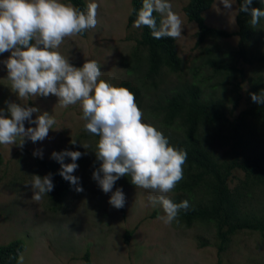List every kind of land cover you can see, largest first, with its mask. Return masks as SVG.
Wrapping results in <instances>:
<instances>
[{
  "label": "trees",
  "instance_id": "trees-1",
  "mask_svg": "<svg viewBox=\"0 0 264 264\" xmlns=\"http://www.w3.org/2000/svg\"><path fill=\"white\" fill-rule=\"evenodd\" d=\"M70 2L86 9L90 1ZM239 2L234 4L235 31L229 32L210 23L216 0H187L180 16L183 25H192L195 33L193 54L184 59L179 51L180 38L155 39L147 27L133 26L136 15L132 9L138 10L142 0H131L129 14L125 15L130 48L125 53L117 52L121 57L118 65L129 79L114 84L134 93L138 107L146 114L142 119L145 123L186 151L183 178L167 197L176 203L187 200L189 207L181 210L170 225L185 230L209 227V233L205 232L212 237H197L196 241L217 249V264L223 263L220 256L237 235L264 236V203L260 199L264 195V105L250 99V93L264 89V19L253 27L250 17L238 12ZM252 7L264 8V4L253 0ZM233 39L234 47L220 46V42ZM135 82H141V87ZM158 92L151 104L146 101L147 95ZM85 137L78 142L83 155L76 163L91 177L99 167L93 153L98 137L88 132ZM80 144L89 147L84 149ZM69 161L65 158L64 163ZM34 163L45 175L53 176L55 187L47 195L54 214L68 203L81 200L87 188L84 178L74 171L72 175L79 182L70 185L58 175L60 164L55 160L35 157ZM130 180V176L121 177L114 187L121 182L135 187ZM77 186L83 191H75ZM158 208L152 207L149 219H159L163 213ZM115 211L124 217L126 206ZM140 227L141 223L124 230L126 245ZM25 249L21 238L0 244V264H20ZM86 261L90 263L88 258Z\"/></svg>",
  "mask_w": 264,
  "mask_h": 264
},
{
  "label": "clouds",
  "instance_id": "clouds-1",
  "mask_svg": "<svg viewBox=\"0 0 264 264\" xmlns=\"http://www.w3.org/2000/svg\"><path fill=\"white\" fill-rule=\"evenodd\" d=\"M236 3L217 0L216 7L221 5L231 12ZM252 4L253 0H240L238 12L247 14L254 27L264 19V8ZM98 7L96 0H90L86 9L74 6L70 0H0V54L10 53L0 64L7 70L11 92L17 97L52 95L62 107L79 104L84 130L98 137L93 153L99 167L91 178L103 193H111V207H124L122 189L113 191V187L121 177L130 176L132 185L156 194L149 199L162 209L159 219L170 224L189 207L187 200L176 203L166 196L183 178L186 151L170 144L160 130L142 120L134 93L102 79L101 65L96 60H85L76 67L57 50L65 37L83 35L97 26ZM132 12L136 15L133 26L147 27L155 39L183 36V20L173 10L171 0H142L141 7ZM250 99L264 105V89L250 93ZM25 122L34 127L26 128ZM55 124L54 116L38 107L5 101V107L0 108V145L23 147L26 140L43 141ZM82 155L72 150L51 153L50 158L60 164L58 175L70 185H78L79 178L72 173ZM33 156L43 158V152H33ZM65 158L71 162L64 163ZM31 177L33 199L39 201L54 190L51 173ZM75 191L82 192L83 188L77 186Z\"/></svg>",
  "mask_w": 264,
  "mask_h": 264
},
{
  "label": "rangeland",
  "instance_id": "rangeland-1",
  "mask_svg": "<svg viewBox=\"0 0 264 264\" xmlns=\"http://www.w3.org/2000/svg\"><path fill=\"white\" fill-rule=\"evenodd\" d=\"M130 1L96 0L99 5L97 26L87 31L88 36L65 37L57 50L69 57L70 63L76 67L82 66L85 60H96L101 65L102 79L109 83L128 80L124 69L118 65L121 57L117 52L125 53L130 48L125 30V15ZM62 2L68 3L67 0ZM171 3L173 10L181 15L187 0H171ZM218 7L220 10L216 5L211 10L210 23L234 32L235 5L231 12L224 11L221 5ZM194 33L192 25H183L179 51L184 59L193 54ZM220 46L223 49L232 48L235 39L220 42ZM9 55V52L0 54V60ZM171 81H174L173 77ZM135 84L141 87V82ZM159 94L147 95L146 101L151 104ZM5 101L38 107L56 120L53 130L43 141L33 143L26 140L23 147L0 145V244H7L15 238L23 239L26 249L20 255V264H217V249L210 245L204 247L196 241L197 237H212L206 234L211 230L209 227L194 226L185 230L164 224L159 219H149L152 207H156L149 199L156 194L150 190L130 187L122 182L116 184L113 191L120 188L125 196L123 217L108 204L111 193H103L92 176L87 177L78 166L75 172L81 179L84 178L87 188L76 204L68 203L65 209L54 214L47 195L39 201L33 199L31 175H45L35 165L37 156H33V152L42 151L43 157L50 158L54 151H78V142L86 138L87 133L81 119L82 110L79 104L62 107L52 95L17 97L11 92L7 70L0 64V108L5 107ZM25 127L34 125L25 122ZM71 140L77 143L72 144ZM260 199L264 203V195ZM158 209L162 212L161 208ZM139 223L141 227L126 245L122 238L124 230ZM87 258L90 263H87ZM220 258L222 264H264V236L239 234L232 238L227 252Z\"/></svg>",
  "mask_w": 264,
  "mask_h": 264
}]
</instances>
